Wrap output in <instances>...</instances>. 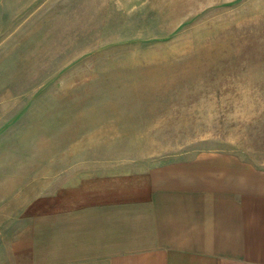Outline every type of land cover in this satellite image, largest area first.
<instances>
[{"label": "rangeland", "instance_id": "1", "mask_svg": "<svg viewBox=\"0 0 264 264\" xmlns=\"http://www.w3.org/2000/svg\"><path fill=\"white\" fill-rule=\"evenodd\" d=\"M212 149L264 162V0H0V168Z\"/></svg>", "mask_w": 264, "mask_h": 264}, {"label": "crops", "instance_id": "2", "mask_svg": "<svg viewBox=\"0 0 264 264\" xmlns=\"http://www.w3.org/2000/svg\"><path fill=\"white\" fill-rule=\"evenodd\" d=\"M74 162L0 168V264H264V162Z\"/></svg>", "mask_w": 264, "mask_h": 264}]
</instances>
